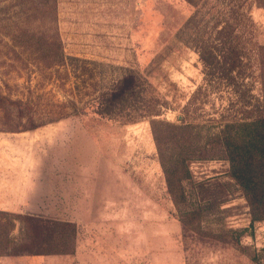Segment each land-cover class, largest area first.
<instances>
[{"label":"rangeland","instance_id":"obj_1","mask_svg":"<svg viewBox=\"0 0 264 264\" xmlns=\"http://www.w3.org/2000/svg\"><path fill=\"white\" fill-rule=\"evenodd\" d=\"M35 1L0 0V92L22 102L10 116L0 108V138L29 159L57 163L61 196L15 213L41 221L0 214V240L10 231V251L49 259L78 248V264L99 260L106 243L108 256L121 255L124 264H263L264 222L250 226L227 161L192 163L194 181L205 185L185 181L177 205L150 119L127 123L91 105L134 69L165 101L156 119H184L206 135L230 107L237 117L256 113L264 103V0H55L57 12L54 0ZM58 36L64 66L54 65ZM201 42L237 52L235 84L222 80L225 67L204 66ZM237 89L247 92L246 103L237 102ZM240 230L237 241L232 231ZM87 243L97 250L85 251Z\"/></svg>","mask_w":264,"mask_h":264},{"label":"trees","instance_id":"obj_2","mask_svg":"<svg viewBox=\"0 0 264 264\" xmlns=\"http://www.w3.org/2000/svg\"><path fill=\"white\" fill-rule=\"evenodd\" d=\"M35 1L36 7L47 6V2ZM54 11L57 12V1L54 0ZM57 19V15H54ZM230 26H225L218 33H224ZM231 35V34H230ZM230 35H228L230 37ZM47 39L44 37V51ZM227 42H223L225 45ZM56 54L54 65H67L66 57L63 53L62 43L57 37ZM48 50L49 46L47 47ZM199 54L204 66L211 73L219 66L226 70L223 79L227 84H235V77L232 70L240 64V57L235 50L226 49L216 52L214 48L206 43H199ZM223 56H221V55ZM264 66V63L262 61ZM208 69L206 72H208ZM237 102L246 103L247 92L237 89L235 91ZM94 110L99 115L117 114L123 115L125 122H137L142 118L150 119L152 134L156 143L159 160L166 176L168 190L173 196L175 204L178 199H186L184 182H189L193 188L205 185L196 183L191 170V164L202 160H225L229 164L228 175L234 181L236 187L242 192L243 197L249 207L251 218L250 226L254 227L257 222H264V103L255 113L250 115L243 112L240 117L233 116L231 107L222 114L217 121L218 129L213 134H202L199 125L187 122L182 119L179 124L170 123L156 119L162 115V101L153 87L147 83L137 70H126L124 75L116 80L112 86L101 91L95 100L92 101ZM233 105V103H230ZM22 102L13 100L9 96L0 92V108L5 115L10 116L14 108L21 109ZM245 111V110H243ZM35 128V126L33 127ZM178 198V199H177ZM224 201L218 203L222 207ZM198 210H194L196 213ZM183 215L192 214L189 211H182ZM0 214L12 216L15 219L27 221H41L30 215H20L15 213L0 211ZM182 221V220H181ZM46 222H44L45 224ZM239 241L244 230L232 231ZM11 232L6 233L5 240L7 246L0 249L2 255H41L37 251H10Z\"/></svg>","mask_w":264,"mask_h":264},{"label":"crops","instance_id":"obj_3","mask_svg":"<svg viewBox=\"0 0 264 264\" xmlns=\"http://www.w3.org/2000/svg\"><path fill=\"white\" fill-rule=\"evenodd\" d=\"M4 143L9 144V147L4 148ZM11 146L18 145L12 140L0 138V211L29 213L36 205L48 202L47 199L52 203H59L61 187L58 164H45L43 160L38 162L36 155H32L29 159L28 155L20 154V150L10 148ZM248 222L251 223V218ZM260 245L264 264V231L260 236ZM109 246L108 243L101 244L98 250L102 253L99 260L86 256V260H83L84 264H124L121 255L119 258L117 255L116 258L108 256ZM118 247L121 246L117 244L116 249ZM83 248L89 252L97 250L96 244L93 243L84 244ZM77 252L78 248L75 249L74 255H68L67 258L51 259L46 255H2L0 264H78Z\"/></svg>","mask_w":264,"mask_h":264}]
</instances>
